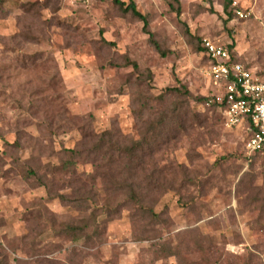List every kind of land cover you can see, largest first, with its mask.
I'll return each mask as SVG.
<instances>
[{
	"label": "rangeland",
	"instance_id": "374dc122",
	"mask_svg": "<svg viewBox=\"0 0 264 264\" xmlns=\"http://www.w3.org/2000/svg\"><path fill=\"white\" fill-rule=\"evenodd\" d=\"M130 1L166 56L114 0H0V264H264V154L213 103L199 44L264 72V0L226 21L227 0Z\"/></svg>",
	"mask_w": 264,
	"mask_h": 264
},
{
	"label": "built area",
	"instance_id": "2783aa9c",
	"mask_svg": "<svg viewBox=\"0 0 264 264\" xmlns=\"http://www.w3.org/2000/svg\"><path fill=\"white\" fill-rule=\"evenodd\" d=\"M227 1H231L233 14L246 16L238 8L239 0ZM201 45L212 60L207 76L218 89L214 97L223 107L225 123L249 133V153L264 154V75L251 66L230 62L229 52L210 37H203Z\"/></svg>",
	"mask_w": 264,
	"mask_h": 264
},
{
	"label": "trees",
	"instance_id": "16d2710c",
	"mask_svg": "<svg viewBox=\"0 0 264 264\" xmlns=\"http://www.w3.org/2000/svg\"><path fill=\"white\" fill-rule=\"evenodd\" d=\"M126 1L127 0H122V1L114 0V2L116 3V5H118L120 7V9H122V11H124V12L130 11L134 16L138 17L143 22V31L146 34H148L149 42L153 45V47L157 50V52L161 56H166L167 51L163 50L159 46V44L157 43V41L153 38V36H154L153 33L148 29V22H147L146 17L144 15H142L136 9L134 2H132L130 0L128 1V3H127L126 6H123V3H125ZM208 1H211V0H208ZM176 2H178V0H176ZM230 2L231 1H226L223 4V6H222V11H223L224 16H225L224 21L230 20L231 17L233 16V7L231 6V3ZM178 4H179V2H178ZM170 7L173 8L172 5H170ZM174 11L177 13V15H179L180 14V8H179V6L177 8H175ZM202 38L203 37L200 38V42H199V44H200V50H201V52H203V54H204V56H205V58L207 60V67H209L212 64V60L207 55L205 49L201 45V39ZM211 40L214 41L216 44H219V45L224 46V48L230 54V57H231L230 58V62H240V63H242L241 61L236 60L234 58V56L232 54V50H231V44H222L221 42L216 41L213 38H211ZM125 64L132 66V68L135 69V70L138 69L136 62L135 61H132V60H129L128 58L125 59ZM242 64H244V63H242ZM244 65L248 67L247 64H244ZM260 73L264 75V72H260ZM166 90L167 91H175V92L181 93L182 95H185L187 97L190 96L187 88H185L184 86H181V88H179V87L167 88ZM211 99H212L213 103L222 111L223 107L216 102L215 97L213 96V97H211ZM246 134H247V139H248L249 138V133L247 132ZM109 136H110V132L104 131V132L100 133L98 135V137L96 138L97 139V142L95 144V149L93 151L94 152H98L102 148L103 144H105L109 140ZM112 143L114 144V142H112ZM115 143L118 144L117 142H115ZM116 144L114 145V148L117 147L119 153H126V154L129 155L130 158H132L138 151H141L142 150L141 149L142 143H140L139 141L133 142L129 146H127V145L118 146ZM67 153L70 154L71 156H76L77 153H78V151L72 149V150H68ZM126 185H127V190L129 192V198H128L129 201H131L134 204H136L137 206H139L143 210L144 213H147L149 215H152L153 217L158 216L157 214H154L150 208L143 207L141 205V199H140V197H139V195L137 193V190H136V188L134 186L135 185L134 180H132V181L130 180V182L127 183ZM58 197L60 199H62L63 201L66 200V197L63 194H59ZM85 227H86L85 224H83L82 226H74V225H71V226H67V230H68V232L72 233L74 239H77L78 238V232L84 231ZM94 231H96V230H94Z\"/></svg>",
	"mask_w": 264,
	"mask_h": 264
}]
</instances>
